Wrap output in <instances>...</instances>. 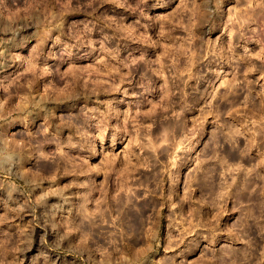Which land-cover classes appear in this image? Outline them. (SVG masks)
Instances as JSON below:
<instances>
[{
  "label": "rangeland",
  "instance_id": "obj_1",
  "mask_svg": "<svg viewBox=\"0 0 264 264\" xmlns=\"http://www.w3.org/2000/svg\"><path fill=\"white\" fill-rule=\"evenodd\" d=\"M0 264H264V0H0Z\"/></svg>",
  "mask_w": 264,
  "mask_h": 264
},
{
  "label": "bare ground",
  "instance_id": "obj_2",
  "mask_svg": "<svg viewBox=\"0 0 264 264\" xmlns=\"http://www.w3.org/2000/svg\"><path fill=\"white\" fill-rule=\"evenodd\" d=\"M26 104V103H25ZM23 105V104H22ZM25 106V105H24ZM11 125H15V122L13 121V123Z\"/></svg>",
  "mask_w": 264,
  "mask_h": 264
}]
</instances>
